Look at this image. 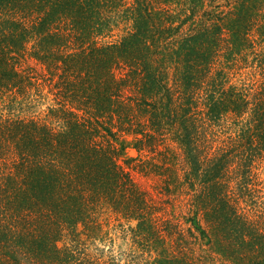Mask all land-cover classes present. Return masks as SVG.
Listing matches in <instances>:
<instances>
[{
    "label": "trees",
    "instance_id": "1",
    "mask_svg": "<svg viewBox=\"0 0 264 264\" xmlns=\"http://www.w3.org/2000/svg\"><path fill=\"white\" fill-rule=\"evenodd\" d=\"M0 264H264V0H0Z\"/></svg>",
    "mask_w": 264,
    "mask_h": 264
},
{
    "label": "rangeland",
    "instance_id": "2",
    "mask_svg": "<svg viewBox=\"0 0 264 264\" xmlns=\"http://www.w3.org/2000/svg\"><path fill=\"white\" fill-rule=\"evenodd\" d=\"M52 101H51V97L46 100V101H42V103H40V105L38 107H36L35 109L26 111L24 113H21L20 110L16 111L17 113H20L22 115L24 114H32L34 113V115L36 116H40V117H45L46 113H47V106L51 105ZM6 113H8V111H6ZM127 156H136L137 155V151L133 148V147H129L127 148ZM123 164L124 160L121 161ZM118 225V222L114 221L112 222L110 227H107L108 230H110L111 233V237L113 239V243L110 244L108 243L107 245H111L113 246V250H115V253H120V252H127L129 251V248L132 246V241L129 239L130 237L125 234ZM111 246H108L107 249L111 248ZM94 250V248L92 249Z\"/></svg>",
    "mask_w": 264,
    "mask_h": 264
}]
</instances>
